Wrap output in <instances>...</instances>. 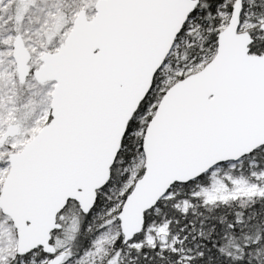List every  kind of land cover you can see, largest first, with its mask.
Segmentation results:
<instances>
[{
	"label": "snow or ice",
	"instance_id": "obj_1",
	"mask_svg": "<svg viewBox=\"0 0 264 264\" xmlns=\"http://www.w3.org/2000/svg\"><path fill=\"white\" fill-rule=\"evenodd\" d=\"M0 264H264V0H0Z\"/></svg>",
	"mask_w": 264,
	"mask_h": 264
}]
</instances>
